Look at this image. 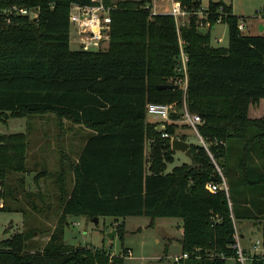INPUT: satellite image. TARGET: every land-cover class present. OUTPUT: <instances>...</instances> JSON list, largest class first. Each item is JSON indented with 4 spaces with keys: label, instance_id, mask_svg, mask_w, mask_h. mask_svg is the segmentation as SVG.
Masks as SVG:
<instances>
[{
    "label": "trees",
    "instance_id": "trees-1",
    "mask_svg": "<svg viewBox=\"0 0 264 264\" xmlns=\"http://www.w3.org/2000/svg\"><path fill=\"white\" fill-rule=\"evenodd\" d=\"M173 1L188 16L182 26L172 14L146 9L152 0H102L111 18L105 47L102 41L98 51H72V7L98 1L0 0V121L52 114L57 131L66 120L96 132L77 160L63 147L57 150L50 192L27 191L32 124L25 133L0 136V212L22 213L25 219L45 213L56 220L41 248L27 250L33 233L26 230L0 241V264H124L127 250L111 256L67 246L65 229L74 216L115 222L147 217L152 224L176 218L182 223L183 252L191 257L173 264H228L220 254L235 255L232 217L259 222L264 229V193L257 185L264 175L251 168L253 155L264 159V116L250 117L251 107L264 101V32L245 35L238 28L241 20L221 1H210L205 18L198 14L201 0ZM15 7L37 11L38 18L15 13ZM202 19L207 33L199 30ZM220 22L228 24L226 48L211 42V30ZM184 102L203 119L200 135L225 177L237 174L232 186L256 192L257 211L235 210L224 190L209 192L207 184L222 178L200 145H190V164L165 173L174 151L162 132L175 136L177 124L160 130V124L148 121L147 105L175 103L181 112ZM238 147L237 167L232 150ZM47 174L35 176L37 185ZM114 230L123 238L124 223Z\"/></svg>",
    "mask_w": 264,
    "mask_h": 264
},
{
    "label": "rangeland",
    "instance_id": "rangeland-1",
    "mask_svg": "<svg viewBox=\"0 0 264 264\" xmlns=\"http://www.w3.org/2000/svg\"><path fill=\"white\" fill-rule=\"evenodd\" d=\"M211 0H201V7L208 9ZM213 2H223L232 8L234 16H237L244 23L245 35L257 36L259 32V23L263 22L264 17V0H212ZM158 12H172V0H155ZM179 4V3H178ZM180 5V4H179ZM206 15V14H205ZM205 15L201 18H205ZM188 22V16L179 17V25L182 26ZM200 23L204 26L201 27ZM199 23V30L202 33H207L209 27L205 19ZM178 25V23H177ZM74 27L71 28V50L72 51H98L100 46L97 43H92L85 48L79 41H75L76 36ZM221 40V42H218ZM106 39L102 42L105 47ZM211 42L215 47L226 48L229 45L228 24L226 22L218 23L211 30ZM181 44V42H180ZM101 45V44H100ZM186 102L183 103L182 109ZM178 111V107L173 103ZM182 111V110H181ZM264 116V101L260 104L251 107L250 117L259 118ZM28 119V120H27ZM150 120H153L149 117ZM52 115H36L30 118H1L0 121V136L11 133H25L27 123L30 122L33 127V133L30 136V149L28 153V174L26 176L27 191L41 192L52 191L53 178H50L58 170V153L57 145L51 144L54 135L48 133V128H57L56 122ZM68 124V123H66ZM69 135H71L69 133ZM186 136L189 144L201 145L200 138L196 135L192 128L184 123L177 124L175 139L182 140ZM56 148V149H53ZM241 147L232 150L234 164L238 167V162L241 158L239 151ZM74 159L77 151H67ZM216 161V160H215ZM217 162V161H216ZM253 163L251 168L259 170L264 175V159L253 155ZM191 159L185 153L175 151L173 161L167 164L166 174L171 173L175 167L183 164H190ZM47 172L46 177L38 180V185L34 178L37 174ZM237 175V174H236ZM224 176L225 172H224ZM228 194L231 195V204H234L235 210L246 211L252 208L254 211L259 206L256 192L247 187L232 186V181L227 177ZM262 185L261 193H264V178L260 179L259 184ZM233 187L229 190V187ZM260 192V189L258 190ZM244 205H241V204ZM239 232L246 234V239L241 240L243 246H249L254 240L250 236L251 230H255L259 236L262 231V225H257L256 221L248 219H234ZM115 220L110 217H101L96 222L95 219H89L85 216L69 217V224L65 229L64 242L70 247H80L85 253L91 250H106L111 256H123L127 249L132 251L131 257H124V264H173V258L180 256L183 253L181 240L182 233L180 231V221L176 218H157L152 224V220L147 217H128L125 219L124 228L125 234L123 238L115 236L113 240L109 239L114 229ZM56 227V220L52 217H47L45 213L42 215L29 214L25 219L22 213L0 212V241L11 239L15 234L23 231L33 233V238L27 243V250L32 251L41 248L49 239V231H53ZM228 264H235L233 261H228Z\"/></svg>",
    "mask_w": 264,
    "mask_h": 264
},
{
    "label": "built area",
    "instance_id": "built-area-1",
    "mask_svg": "<svg viewBox=\"0 0 264 264\" xmlns=\"http://www.w3.org/2000/svg\"><path fill=\"white\" fill-rule=\"evenodd\" d=\"M96 1H98L99 4L93 7L73 6L70 14L71 27H74L77 30L81 40L84 42L85 48L89 47L92 43H97L100 46L104 39L108 40L107 33L109 31V24L111 23L109 9L103 6L102 0ZM153 3L154 0H152V5L148 4L146 6V9L151 10V13L153 14H157L154 10ZM206 11L207 10L205 8H202L198 14L204 16ZM14 12L30 17L35 14V17L32 19L38 18V12L34 10L18 9L15 7ZM171 14L175 17L178 26L179 17L187 16L179 4L177 7L173 8ZM200 26L203 27L204 24L200 23ZM238 28L240 31H244V23L241 22ZM218 42H221V40H218ZM186 62L187 58L184 54H182V71L185 75L183 86L185 91L187 90ZM178 113H180L179 118L173 119L172 116ZM147 116L153 119L152 122L160 124L159 128L162 131L166 130L167 125L178 123H184L186 126L192 128L201 140L200 146H202L207 151L216 167V171L222 178V183H208L207 189L211 193H217L221 190L226 192L228 191L224 176V169L215 161L213 154L209 150V143L206 142L200 135L199 127L203 124V119L199 115L190 113L186 105L181 112H178L174 104L149 103L147 105ZM162 137L170 138L171 143L176 138L169 135L165 131L162 132ZM215 143L218 144L219 142L216 140ZM2 206L3 205L0 203V207ZM232 222L235 234L234 243L230 247L234 251L235 255L231 258H228L224 254H220V257L222 259H226L227 262L233 261L235 264H264V232L261 237L255 239L249 246L245 247L242 245L240 232L237 229L233 217ZM190 257L191 255L189 253L183 252L182 255L173 258V263H180L181 261L188 260Z\"/></svg>",
    "mask_w": 264,
    "mask_h": 264
},
{
    "label": "crops",
    "instance_id": "crops-1",
    "mask_svg": "<svg viewBox=\"0 0 264 264\" xmlns=\"http://www.w3.org/2000/svg\"><path fill=\"white\" fill-rule=\"evenodd\" d=\"M153 4H154L153 7H154V10L156 11V13H161V12L157 11V8L159 6L157 5V2H155V0H154ZM172 5H173V8H174V7H177L178 3H176V2H174L172 0ZM162 13L171 14V12H162ZM259 24L261 25V24H263V22L259 23ZM75 34H76V36H75L74 40L75 41H79V43L84 46V42L81 40L80 35L77 33V31H75ZM48 115L51 116L52 114H48ZM52 118L55 120V116L54 115H52ZM259 118H261V117H259ZM148 121L152 122V120H150L149 117H148ZM53 122H55V121H53ZM63 123H64V128L60 129L59 131H57L58 129L57 128L55 129V127L48 128V133L51 134V136L54 135V138H55V135H56L55 139L50 140L51 144H56L57 145V147H56L57 149L53 148V149H56V150H58L60 147H63V149L69 147V150H67L68 152L72 151V150L77 151L76 152L77 155H76V158H75L77 160V158L80 156L83 148L85 147L86 143L88 142V138H90L92 135H95L96 132L93 131L92 129H89V128L83 126V125L72 126L66 120H64ZM66 123H68V124H66ZM69 133L71 135H69ZM183 137L186 138V136H183ZM186 142H187V140H186ZM228 178H229V180L230 179L234 180L235 178H237V175L233 174L231 177H228ZM226 179L227 178L225 177V181H226ZM226 185H227V183H226ZM227 187H228V185H227ZM114 223H115V225L125 223V219H119L118 222H114ZM256 224L257 225H261L259 222H257ZM179 227H180V231H181L182 237H183V228H182L181 221L179 223ZM263 232H264V229H263L262 233L258 236L257 232L255 230H251L250 236L253 237V240H255V239L261 237ZM240 236H241L242 240L246 239V234L245 233L240 232ZM131 256H132V251L130 249H127V257H131Z\"/></svg>",
    "mask_w": 264,
    "mask_h": 264
},
{
    "label": "water",
    "instance_id": "water-1",
    "mask_svg": "<svg viewBox=\"0 0 264 264\" xmlns=\"http://www.w3.org/2000/svg\"><path fill=\"white\" fill-rule=\"evenodd\" d=\"M35 14H33L31 16V18H34ZM259 32L260 34L264 32V25L261 24L259 25ZM168 88H172L171 86H159V89H168ZM172 146V150L175 151H180L186 154V156L188 158H192V150L190 147V144L186 141L183 140H179V139H175L172 141L171 143ZM95 221L97 222L98 219H95ZM110 240H113L115 236H117L116 231L114 230L111 234L108 235Z\"/></svg>",
    "mask_w": 264,
    "mask_h": 264
}]
</instances>
